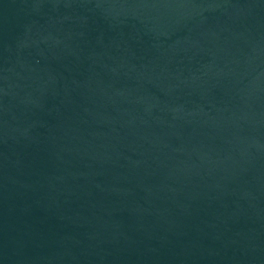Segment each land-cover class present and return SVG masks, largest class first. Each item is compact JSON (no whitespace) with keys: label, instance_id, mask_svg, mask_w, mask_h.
Returning <instances> with one entry per match:
<instances>
[{"label":"water","instance_id":"obj_1","mask_svg":"<svg viewBox=\"0 0 264 264\" xmlns=\"http://www.w3.org/2000/svg\"><path fill=\"white\" fill-rule=\"evenodd\" d=\"M0 264H264V0H0Z\"/></svg>","mask_w":264,"mask_h":264}]
</instances>
